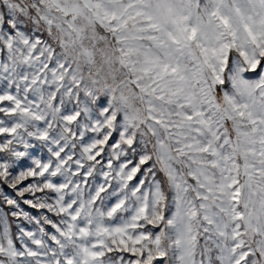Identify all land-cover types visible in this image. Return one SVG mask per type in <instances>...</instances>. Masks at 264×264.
<instances>
[{
	"label": "snow or ice",
	"instance_id": "snow-or-ice-1",
	"mask_svg": "<svg viewBox=\"0 0 264 264\" xmlns=\"http://www.w3.org/2000/svg\"><path fill=\"white\" fill-rule=\"evenodd\" d=\"M0 264H264V0H0Z\"/></svg>",
	"mask_w": 264,
	"mask_h": 264
}]
</instances>
